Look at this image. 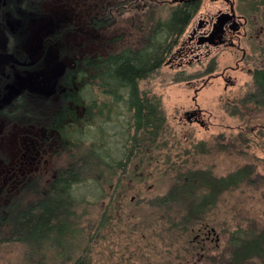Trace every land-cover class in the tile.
Listing matches in <instances>:
<instances>
[{"label":"trees","instance_id":"trees-1","mask_svg":"<svg viewBox=\"0 0 264 264\" xmlns=\"http://www.w3.org/2000/svg\"><path fill=\"white\" fill-rule=\"evenodd\" d=\"M200 4L198 0L196 7ZM252 6L256 8L258 2ZM193 7L192 3L179 5L168 22L159 21L143 48L87 57L68 71L63 100L87 106L88 150L94 154H88V165L78 154H67V163L59 164L54 159V175L45 181L46 189L30 203L18 205L10 195L2 198L1 240L34 246L39 264L49 263L47 247L56 249L51 255L54 264L149 261L152 264H264V206L261 210L255 206L254 212L243 215L249 222H238L225 240L219 236V224L215 220L219 218L217 215L227 216L230 211L242 216L245 206L241 197H245L247 190L258 189L259 186H253L264 178L258 173L261 158L242 154L241 149L242 136L259 135L258 129H243L226 142L216 143L221 150L231 151L240 159L248 155L247 162L237 169L219 175L201 161L205 142L195 143L190 149L182 148L181 140L170 132L168 117L158 99L146 97L140 89V81L161 65L166 42L172 48L174 36L189 23ZM260 49L264 57V43ZM263 105L264 65H261L255 69L251 90L238 101V107L251 111ZM26 111L21 118L33 119V110ZM99 115L100 124H97ZM245 141L250 143L251 138ZM156 176H163L170 185L164 195L147 201L150 215L138 230V236L132 242L128 239L120 249L114 246L101 249V257H97L92 245L99 224L86 227L81 223V212L77 213V207L91 203L82 187H94L93 184L100 187L97 197L101 202L102 228L110 219V207L127 195L130 182L144 189ZM256 192L263 199L264 187ZM208 232L217 237L203 241L201 238ZM36 246L40 249L36 250ZM33 264H37L36 259Z\"/></svg>","mask_w":264,"mask_h":264},{"label":"rangeland","instance_id":"rangeland-1","mask_svg":"<svg viewBox=\"0 0 264 264\" xmlns=\"http://www.w3.org/2000/svg\"><path fill=\"white\" fill-rule=\"evenodd\" d=\"M50 2L46 14L37 17L32 13L27 14L32 19L24 26L20 37H22L28 53L40 54L43 49L42 40L56 36L57 43L51 46L47 54L52 57V59L50 57L47 59L52 61V67L46 71L51 82H55L57 88L61 86L62 75H65L77 60L87 56H107L112 52H120L126 48L139 49L146 46L155 25L159 21L168 22L172 11L178 5L173 0H50ZM253 2L256 1L251 0L249 6L254 10L259 8V12L256 10V13L259 17L260 15L264 17V9L261 10L260 7L261 1H257L259 7L256 8L252 6ZM223 6H226L223 0H203L198 15H212ZM71 26L73 29H69ZM256 45L257 42L253 52H250L248 62H243L240 70L228 71L233 82L227 83L222 78H212L207 84L208 76L199 74L205 68L206 61L200 63L193 61L191 65L185 64L183 74L179 73L175 64L161 63L139 84L143 93L151 94L158 99L162 110L168 117L170 132L176 134L178 140H181L182 148L190 149L191 145L195 143L205 142L206 150L202 153L205 155L201 157V161L204 165L211 166L213 171L219 175H226L234 171L238 166L247 162L248 155L255 154L254 156L261 158L258 163V173L264 177V105L251 111L246 110L244 106L238 107V101L251 90L253 73L249 69H256L264 65V57L256 50ZM249 50L252 49L249 48ZM238 57H241V54L237 52L218 54V65L215 72L222 71L224 66L229 64L234 66ZM188 80H193V83H188ZM31 83L35 84L32 79ZM21 86L22 81L16 80L12 86L13 90L7 93L6 98H14L15 91ZM200 86L202 87L195 94V87L199 88ZM30 98L31 103L36 101L32 97ZM55 102H60V99H56ZM195 106L202 110L204 119L209 122V127L191 122L185 115L187 110ZM30 109L32 108L28 110ZM16 112L13 117L17 119H23L21 118L22 114L27 113L24 109ZM45 117L49 118L50 116L47 113ZM28 124L26 123L24 126L15 124L8 127L12 133H16L13 135L15 139L19 140L18 144L22 143L24 147H27L30 141L25 138V134H28L32 128V124L30 126ZM258 126L259 128H257ZM252 128H257L256 131L259 135L254 133L253 136L249 134L242 136V154H248L242 159L233 155L231 151L221 150L216 145L219 141L226 142L232 135H238L240 130L247 131ZM6 135L7 133H0V142L7 139ZM249 137L251 142L247 143L245 139ZM120 144L121 142L117 143L118 146ZM3 150L6 151L5 148ZM21 150L23 151V149ZM22 151H19L20 154H1L0 151V201L9 195L18 205L35 200L46 189L45 181L54 175V159L59 164L67 163L66 159H68L67 154H54V156L53 154H27L26 159V157L22 158ZM87 153L88 151L78 155H82L88 165ZM32 156H35L36 159H33ZM54 157H59L61 160ZM25 160L29 163L25 164ZM33 166L34 169L39 167V177L36 176L37 173ZM141 171L145 172L146 170ZM22 179L25 180V183L19 182ZM261 181H263L262 184ZM129 184L127 195L110 207V219L102 228H100L101 202L100 197H97L100 194V187L93 184L94 187L85 185L86 187L83 186L81 189L91 203H88L87 206L77 207V213L81 212V223L86 227L99 224L98 235L92 245L93 253L99 258L101 249L107 250V246L109 249L111 246L120 249L125 246L128 239L132 242V239L138 236V230L144 227L145 220L150 215L147 201L164 195L170 185L163 176L152 178L144 189L136 185V182ZM256 185L253 188L264 187V178L260 179ZM35 186L40 187L38 193L34 191ZM258 189H253L254 193L247 190L245 197H241L242 204L245 206L242 216L235 215L233 211H230L227 216L217 215L219 218L215 220L219 224L218 234L222 240L227 239L229 232L238 222H249L250 219L243 215H250V212H254L255 206L259 210H261V206H264V193L262 194L263 199H261L259 193H255ZM10 197L9 200H11ZM229 203L231 208L232 203ZM224 220L226 222L222 223ZM94 230L96 231V229ZM215 237L217 235L213 236V238ZM34 248V246L22 245L19 242L0 239V264H33L35 259L39 264L40 257L38 254L35 256ZM131 248H134L133 244H131ZM39 249L40 247L36 246V250ZM158 249L161 250V247ZM163 249H166V246ZM45 250L49 253L48 264H54L51 255L56 249L47 247ZM145 264L152 263L149 261Z\"/></svg>","mask_w":264,"mask_h":264},{"label":"flooded vegetation","instance_id":"flooded-vegetation-1","mask_svg":"<svg viewBox=\"0 0 264 264\" xmlns=\"http://www.w3.org/2000/svg\"><path fill=\"white\" fill-rule=\"evenodd\" d=\"M197 1H176L177 7L185 3H192L194 6L193 15L182 32L174 36L173 47L169 48L166 42L161 59L162 64H175L179 73L183 74L185 64L191 65L193 61L197 63L206 61L205 68L199 74L208 76L207 84L212 78H222L227 83L233 82L228 71L240 70L241 64L245 61L248 62V57L250 52H253L256 42V50L261 53L260 46L264 43V17L261 15L259 17L256 14V10L259 12V8L254 10L249 6L251 0H223L226 6L219 8L209 16L198 15L203 0L196 7ZM260 1L262 10V8L264 9V0ZM50 4V0H0V23L8 37L5 48L0 44V52L11 53L19 61L9 63L6 66V74L0 79V128H2L0 133H7L5 136L7 139L0 142L1 154H20L21 149H23L22 158L26 157V159L27 154H53L54 156V154H85L87 151V154H94L88 150L89 114L87 106L63 100L64 78L68 72L62 75L61 86L58 88L47 75L46 70L52 67V61L47 60L52 57L47 54L51 46L56 45L58 39L56 36L43 39L42 52L35 54L26 51L23 39L20 37L24 26L32 19L27 14L32 13L36 17L46 14V9L50 7L48 6ZM69 29H73L72 26ZM226 52L229 54L237 52L241 54V57L236 59L234 66L229 64L224 66L222 71L215 72L218 65L217 55ZM84 58L75 61L73 66ZM249 70L254 75L255 68ZM31 79L35 84L31 83ZM16 80H21L22 86L15 91L14 98L7 99L6 95L13 90L12 86ZM188 83H193V80H188ZM201 87H195L194 93L196 94ZM145 96L152 97L151 94H145ZM30 97L36 101L31 103ZM56 99H60V102H55ZM29 108L34 110L33 120L13 117L17 113L16 111ZM47 113L49 118L45 117ZM185 115L191 122L209 127V122L204 119L202 110L198 106L187 110ZM26 123H29L28 126L32 124V128L28 134H25V138L30 141L27 147H24L22 143L18 144L19 140L15 139L13 135L16 133H12L8 127L15 124L24 126ZM97 124H100V115ZM98 134H100V129H98ZM4 148L6 151L3 150ZM32 157L36 159L35 156ZM33 161H31L32 164ZM38 169V166L34 169L37 177H39ZM36 180L38 179L36 178ZM34 191L38 193L40 187L35 186ZM197 237L201 238L200 235ZM210 238L213 239V233L208 232V235L201 239L208 241L211 240Z\"/></svg>","mask_w":264,"mask_h":264},{"label":"water","instance_id":"water-1","mask_svg":"<svg viewBox=\"0 0 264 264\" xmlns=\"http://www.w3.org/2000/svg\"><path fill=\"white\" fill-rule=\"evenodd\" d=\"M176 1H184V0H173V2H176ZM185 1H188V0H185ZM7 42H8V37L0 23V44L2 45L3 48H5L7 45ZM11 62H19V61L11 53L6 54V53L0 52V79L2 76L6 74V66Z\"/></svg>","mask_w":264,"mask_h":264}]
</instances>
